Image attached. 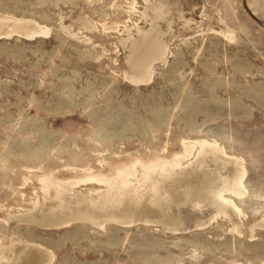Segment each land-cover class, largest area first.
<instances>
[{
    "label": "rangeland",
    "instance_id": "obj_1",
    "mask_svg": "<svg viewBox=\"0 0 264 264\" xmlns=\"http://www.w3.org/2000/svg\"><path fill=\"white\" fill-rule=\"evenodd\" d=\"M154 4L167 54L133 83ZM0 22V264H264V0H0Z\"/></svg>",
    "mask_w": 264,
    "mask_h": 264
},
{
    "label": "bare ground",
    "instance_id": "obj_2",
    "mask_svg": "<svg viewBox=\"0 0 264 264\" xmlns=\"http://www.w3.org/2000/svg\"><path fill=\"white\" fill-rule=\"evenodd\" d=\"M167 8H166V6L165 5H163V4H154V6L152 7V11H151V14H150V16L149 17H147L150 21H149V29L148 30H146V31H141L140 32V34H139V37H137V39H135L134 41H133V43H131L130 45H131V53H130V57L128 56L127 58H131V62L133 63H131V69L133 68L134 69V67L136 66V69H138V71L136 70V72L137 73H133L132 71H130V72H132V73H126V77H127V79H129L131 82H133V83H146V82H148L151 78H152V75H153V65H152V62H150L149 61V59H148V57L147 56H149V55H151V54H154L155 56H156V58L159 60H164L165 59V55L167 54L166 53V51H164V48H167L166 46H165V44L163 45L161 42L163 41L162 40V32L159 30V28H158V25H157V23L155 22L157 19H160V17H162L165 13H166V10ZM147 14V13H146ZM146 16V15H145ZM2 20V19H1ZM7 20H8V18H7ZM10 21H12L11 19H10ZM9 21V22H10ZM21 21V20H20ZM20 21H18V20H14L13 19V21H12V24L14 23H26L27 25L29 24V23H27V22H25L24 20H22V21H24V22H20ZM30 22V21H29ZM2 22H0V36L1 35H5V37L6 36H9L10 35V33L9 32H5L4 31V25L5 24H1ZM7 26L9 25V23L8 24H6ZM20 25V24H19ZM27 25H25V26H15V29L13 28L12 29V32H17L18 34L20 33V34H22L23 36H26V37H33V36H37V35H40L42 32H44L43 31V29L42 28H37V29H30L29 28V26H27ZM9 27H11V26H9ZM30 27H32V26H30ZM24 28V29H23ZM28 28V29H27ZM33 28V27H32ZM24 30V31H23ZM145 32V33H144ZM228 34H227V36L231 39L232 38V34L230 33V32H227ZM12 34V33H11ZM41 36V35H40ZM25 37V38H26ZM132 38V37H131ZM151 53V54H150ZM153 60V59H152ZM136 63V64H135ZM133 66V67H132ZM132 69V70H133ZM142 72V74H140ZM133 74V75H132ZM205 142V141H204ZM184 144V143H183ZM190 144V143H189ZM192 144V143H191ZM194 144H192V145H189L188 146V144L186 145H184L183 147V154H185V155H187L189 152V148H193L192 146H193ZM204 144H202L201 146H203ZM205 145H207V144H205ZM213 149H214V147H212ZM205 150V149H204ZM215 150H216V148H215ZM218 150V149H217ZM216 150V151H217ZM190 151H191V149H190ZM202 151V150H201ZM213 151V150H212ZM203 152V151H202ZM199 154H200V152H199ZM204 154V153H203ZM183 158V157H182ZM174 161V160H173ZM172 161V162H173ZM171 163V162H170ZM179 162L177 161V159L173 162V163H171V164H173V165H177ZM155 165V164H154ZM172 166V165H171ZM153 167V165H151V166H148V167H145V169L146 170H148V169H150V168H152ZM174 168V167H173ZM133 173V168L132 167H129V168H123V169H119V170H117L116 171V173L115 174H113V180H114V177H123L122 179H124V178H127L128 177V175H130V174H132ZM243 175H244V172L241 174V176H240V179L238 180V183L237 184H240V183H242V177H243ZM127 176V177H126ZM147 176V174L145 173V175H144V177H146ZM117 177V178H118ZM192 176L190 175V176H188L187 177V179H192L193 181H195V185H197V188H198V190L200 189L201 191L202 190H204V193H206L205 191H207V188L210 186V184H211V180L207 177V176H205V175H202V173H200V176H199V178H198V180L196 181L193 177L191 178ZM112 178H110V177H106V176H102V177H94V176H91L90 177V179H96L97 181H100V182H106V183H108L109 185L110 184H112ZM116 179V178H115ZM147 179V178H146ZM186 178L183 180V181H186L187 180ZM118 180V179H117ZM128 180V179H127ZM126 180V181H127ZM43 182H45L44 181V179L42 180ZM123 181V180H122ZM128 182V181H127ZM187 182V181H186ZM115 183H116V181H115ZM119 183H120V179H119ZM122 184V183H121ZM124 184H126V183H124ZM120 185V184H119ZM194 185V184H193ZM57 188H58V193H59V189H60V191L61 190H63V189H66L67 187H68V185L66 184V183H64V182H58L57 183ZM122 186V185H121ZM66 187V188H65ZM119 187V186H118ZM153 187V186H152ZM210 188V187H209ZM155 190L157 189V186L154 188ZM117 190H119V189H117ZM120 191V190H119ZM62 192V191H61ZM123 192H125V191H123ZM63 193V192H62ZM126 193V192H125ZM200 193V192H199ZM59 194H61V193H59ZM116 194H121V191L118 193V192H116ZM124 194V193H123ZM193 194H195V193H193ZM201 194V193H200ZM61 196V195H60ZM223 195H220V196H218L219 197V199L220 200H223V201H227V199L226 198H224V197H222ZM58 198L60 199V197L58 196ZM88 198V197H87ZM92 197H90V199H91ZM103 198V199H102ZM101 199L99 198V199H97L98 201H100V202H102L103 204H109V202H111L112 201V198L111 197H109V196H103ZM95 200H96V198H94ZM93 199V200H94ZM87 200H89V199H87ZM197 200V199H196ZM195 199H194V201H196ZM233 203V202H232ZM227 204V203H226ZM234 204V203H233ZM108 209V208H107ZM59 212H62V209L61 208H59L58 210H57V212H55L56 214H60ZM107 213V212H106ZM106 213H104V215L106 214ZM121 216L122 215H116V214H114L113 215V213L112 214H109V213H107V215L105 216L106 218H113V219H117V221H119V222H123V223H131V222H133V219L131 218L130 220H128V221H124V220H122V218H121ZM83 217V216H82ZM81 217V218H82ZM104 220V219H103ZM252 229V228H251Z\"/></svg>",
    "mask_w": 264,
    "mask_h": 264
}]
</instances>
